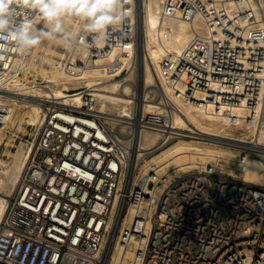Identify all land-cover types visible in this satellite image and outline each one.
<instances>
[{
    "label": "built area",
    "instance_id": "1",
    "mask_svg": "<svg viewBox=\"0 0 264 264\" xmlns=\"http://www.w3.org/2000/svg\"><path fill=\"white\" fill-rule=\"evenodd\" d=\"M159 1L162 19L198 18L205 33L195 34L180 55L165 57L160 84L198 111L229 116L243 109L240 126L252 132L249 148L232 164L202 165L175 179L157 177L153 166L147 173L138 169L126 190L133 148L121 144L97 113L98 87L67 90L74 102L36 97L34 90L48 86L35 75L46 62L33 50L12 49L0 56V135L9 125L10 95L37 99L43 113L38 125H28L25 140L6 139L4 145L24 141L25 157L0 227V264H102L121 201L116 264H123L120 255L132 240L135 264H264V186L240 178L250 156L264 163L259 140L264 139V0ZM136 4L125 0L127 16L104 47H82L73 54L63 49L55 67L71 80L95 67L113 80L135 69ZM16 84L27 89L10 91ZM165 119V114L142 116L137 129L161 132L160 146H168L178 135L160 130Z\"/></svg>",
    "mask_w": 264,
    "mask_h": 264
},
{
    "label": "bare ground",
    "instance_id": "2",
    "mask_svg": "<svg viewBox=\"0 0 264 264\" xmlns=\"http://www.w3.org/2000/svg\"><path fill=\"white\" fill-rule=\"evenodd\" d=\"M138 1L141 7V25L137 2L136 67L129 70L128 78L113 80L103 76L95 67L86 71L79 80H71L66 79L55 66H52L50 70H42V78L48 81V86L34 90L36 97L39 93L41 97L53 95L57 100L74 102L72 97L66 93L67 90L83 85L98 87L96 94L101 104V110L99 108L97 113L106 123L113 126L114 134L121 144L131 145L133 148L126 162L127 172L124 184L126 190L130 189L136 180L138 169L147 173L153 166L157 177L175 179L179 176L196 173L202 165H210L211 160L220 166L224 163L232 164L238 158L236 154L217 151V154L212 155L209 149L200 146H224L230 151L241 152L242 149L249 148V137L252 134L250 130L240 128L245 117L243 109H235L229 116L198 111L194 105L178 99L168 88L160 84L159 70L165 57L180 55L195 34H205L204 26L198 18L191 23L175 19H162L159 0ZM40 49H42V44L33 50L34 56L38 55ZM40 58L43 62L50 61L47 54ZM120 59L122 63H126L124 56H121ZM132 76L136 78V81L133 80L136 82L135 84L132 82ZM25 80L27 81V77ZM25 89H27L25 85L16 84L10 91ZM151 94H156L158 101L155 102L151 98ZM18 95L22 96L21 93ZM18 95H10L11 98L13 97V103L9 112V124H12L17 110H24V114L28 117V125H38L42 120L43 113L38 100L20 98ZM159 102L168 105L170 109L164 111ZM164 114L166 119L160 130L173 131L178 136L175 142L166 148L159 149L161 147L159 143L161 132L147 129L138 130L137 126L142 116L153 115L155 117L157 115L164 116ZM243 130L247 132L241 133ZM237 131H240L239 135H236ZM259 140L264 143L262 137H259ZM4 145L0 135V227L7 211L9 197L23 171L25 157L24 144L22 143L12 154L11 160L10 157L5 159L6 155L2 153L5 151ZM255 158L258 157L250 156L240 168V178L245 183L264 186V163L259 158L260 166L254 165L252 161ZM116 206L117 200L114 203L110 219L114 217ZM117 209L114 225L117 222L118 226H114L109 237L105 240L104 252L101 257L102 264H106L111 257H113V264L117 262L114 250L116 246L117 251L120 247L117 245L116 232L122 223L120 212L123 210V201L118 203ZM123 222L125 226L128 224L127 219H124ZM139 227L137 225V229ZM136 245V240H132L129 248L120 255V263L135 264Z\"/></svg>",
    "mask_w": 264,
    "mask_h": 264
},
{
    "label": "clouds",
    "instance_id": "3",
    "mask_svg": "<svg viewBox=\"0 0 264 264\" xmlns=\"http://www.w3.org/2000/svg\"><path fill=\"white\" fill-rule=\"evenodd\" d=\"M126 16L125 0H0V56L27 54L45 41L70 54L104 47Z\"/></svg>",
    "mask_w": 264,
    "mask_h": 264
},
{
    "label": "rangeland",
    "instance_id": "4",
    "mask_svg": "<svg viewBox=\"0 0 264 264\" xmlns=\"http://www.w3.org/2000/svg\"><path fill=\"white\" fill-rule=\"evenodd\" d=\"M71 27L73 28V29H75V28H77V23H76V21H73L72 22V24H71ZM63 47L61 46V45H59L58 43H56V42H47V41H45V42H43L42 43V49H40L39 50V52H38V55H36V56H34V54H33V56L36 58V59H38V61H41L42 63H44L42 60H41V58H40V56H42V55H46L47 54V58L50 60L49 62H46V64L42 67V68H37L36 69V71H35V75H38V76H40V77H42V73H43V71L42 70H50V69H52V66H56V62H58V60L61 58V55L63 54ZM34 50V49H33ZM29 71H32V70H29ZM34 71V70H33ZM137 74V73H136ZM33 77H34V75H33ZM28 78L29 77H27V81H28ZM34 78H36V76L34 77ZM125 78H128V76L127 75H125V76H123L121 79L122 80H124ZM120 79V80H121ZM132 82H134L133 80L135 79V81H136V78H135V76H132ZM136 82H134V84H135ZM72 89V88H71ZM151 96V98H153V100L156 102V101H158V96L156 95V94H151L150 95ZM101 104L99 103V105H98V107H97V111L99 112V108H100V110H101ZM21 112V113H20ZM24 110H17L15 113V117H14V119H13V121H12V124L10 123L9 125H8V128L6 129V133L5 134H1V137H2V140H3V142L6 144V143H8V141L6 140V139H14L15 137H18V138H24L23 140H25V138L26 137H23L26 133H28L29 132V128H28V117H27V115L26 114H24ZM17 125H18V128H17ZM110 125V124H109ZM34 126V125H33ZM110 127L113 129V131H114V128H113V126L112 125H110ZM240 128L241 129H245V128H242L241 126H240ZM246 130V129H245ZM245 130H243V131H241V133L242 132H247V131H245ZM238 133L236 134V135H239V133H240V131H237ZM4 136V137H3ZM17 141H19V140H17ZM173 142H175V141H173ZM22 143H24V141H22ZM172 143V142H171ZM170 143V144H171ZM169 144V145H170ZM168 145V146H169ZM19 146V144H18V142L14 145V146H4L3 147V149L5 150L4 152L2 151V153L3 154H5L6 155V157H5V159H7V158H9L10 157V160H11V158H12V154H14L16 151H17V147ZM167 146H165V147H160L159 149H162V148H166ZM201 148H207V149H209L210 151H211V154L212 155H215V154H217L216 152L217 151H219V152H232V153H234V154H236L237 156H239V152H236V151H230V150H228L226 147H224V146H220V147H215V146H200ZM10 153V154H9ZM9 154V155H8ZM259 158H255V159H253V164L254 165H256V166H260V163H259V160H258ZM260 161H262L261 159H260ZM215 161L214 160H211V164L212 163H214ZM140 172H142V170H140Z\"/></svg>",
    "mask_w": 264,
    "mask_h": 264
},
{
    "label": "water",
    "instance_id": "5",
    "mask_svg": "<svg viewBox=\"0 0 264 264\" xmlns=\"http://www.w3.org/2000/svg\"><path fill=\"white\" fill-rule=\"evenodd\" d=\"M138 2V15H139V21H140V25H141V7H140V3L139 1L137 0Z\"/></svg>",
    "mask_w": 264,
    "mask_h": 264
}]
</instances>
